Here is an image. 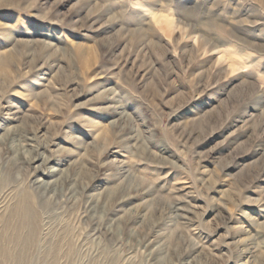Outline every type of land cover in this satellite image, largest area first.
<instances>
[{
  "label": "rangeland",
  "instance_id": "1",
  "mask_svg": "<svg viewBox=\"0 0 264 264\" xmlns=\"http://www.w3.org/2000/svg\"><path fill=\"white\" fill-rule=\"evenodd\" d=\"M0 264H264V0H0Z\"/></svg>",
  "mask_w": 264,
  "mask_h": 264
},
{
  "label": "bare ground",
  "instance_id": "2",
  "mask_svg": "<svg viewBox=\"0 0 264 264\" xmlns=\"http://www.w3.org/2000/svg\"><path fill=\"white\" fill-rule=\"evenodd\" d=\"M33 147V146H32ZM34 148V147H33ZM40 182V181H39ZM174 210L176 211H179L180 210V208H179V204L177 203V204H174ZM19 211H21V212H23L24 213V215H25V217L27 216H29L30 217V214H31V212H30V207L28 206V205H21L20 207H19ZM29 221H30V219H28V218H26L25 220H24V224H26V222H28L29 223ZM17 237V236H16ZM18 240L20 239L19 237L17 238Z\"/></svg>",
  "mask_w": 264,
  "mask_h": 264
}]
</instances>
